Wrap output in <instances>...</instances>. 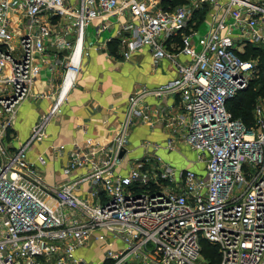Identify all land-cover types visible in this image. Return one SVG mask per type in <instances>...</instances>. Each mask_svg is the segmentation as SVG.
Returning a JSON list of instances; mask_svg holds the SVG:
<instances>
[{
	"label": "built area",
	"instance_id": "built-area-1",
	"mask_svg": "<svg viewBox=\"0 0 264 264\" xmlns=\"http://www.w3.org/2000/svg\"><path fill=\"white\" fill-rule=\"evenodd\" d=\"M163 2L0 0V264H90L79 248L94 242L99 264H210L203 240L218 247V264H264V98L250 127L227 107L264 79L259 58L244 56L248 44L264 45V0ZM205 5L209 26L200 32ZM95 21L97 37L115 27L106 42L117 40L124 59L148 48L176 75L133 90L112 139L74 143L63 168L69 178L50 184L49 153L30 152L62 113ZM46 70L55 90L36 93ZM34 96L52 104L15 146L18 109ZM138 126L160 128L165 143L144 139L134 154ZM180 145L197 152L201 171L157 153Z\"/></svg>",
	"mask_w": 264,
	"mask_h": 264
},
{
	"label": "crops",
	"instance_id": "crops-1",
	"mask_svg": "<svg viewBox=\"0 0 264 264\" xmlns=\"http://www.w3.org/2000/svg\"><path fill=\"white\" fill-rule=\"evenodd\" d=\"M204 19L199 24L197 20L196 29L200 32L206 31L209 26L208 17ZM97 23L95 21L88 27L87 41H91L93 45L89 48V54L84 56L82 70L68 94L62 113L48 123L46 139L36 143L30 152L31 159H35L38 152L49 153L50 161L45 172L50 184H59L69 178L64 175L63 168L67 162V152L74 143L83 146L89 139L94 145H102L112 139L123 119L128 97L133 90L143 85L166 83L176 75L169 59L163 58L155 64L148 48L139 49L130 59H124L117 47H109L111 41L108 44L106 42L108 37L105 33L112 34L115 27L103 31L97 37ZM50 78L47 70L42 72L35 84L36 93L48 91L50 94L55 90ZM52 100L34 96L19 107L12 135L15 146L28 138L40 116L51 106ZM154 136L147 126L136 127L131 135V148L135 149L144 139H155ZM60 144H65L67 149L62 152L51 151L52 146ZM141 153V148L134 151L136 155ZM126 168L124 164L122 171Z\"/></svg>",
	"mask_w": 264,
	"mask_h": 264
},
{
	"label": "trees",
	"instance_id": "trees-1",
	"mask_svg": "<svg viewBox=\"0 0 264 264\" xmlns=\"http://www.w3.org/2000/svg\"><path fill=\"white\" fill-rule=\"evenodd\" d=\"M185 1L186 0H164L167 6L164 4V2L163 4L166 7H174L176 5L183 4ZM206 6L207 5H205L204 7ZM201 10L196 15L198 19V24L199 22H201L200 20L204 16L203 10ZM110 45L111 48L115 49L117 47V40H112L109 43V47ZM249 55H254V57L259 58L264 71V45L248 44L246 46V53L244 54V56L250 57ZM258 96L264 98L263 77L257 79L255 82L251 83L249 87L239 91L233 98L228 100L227 107L232 112L234 118L241 119L247 126L250 127L255 123L254 104L255 101H257ZM202 253L205 256V259L210 262V264L219 263L220 254L217 246L209 243L206 240H203Z\"/></svg>",
	"mask_w": 264,
	"mask_h": 264
},
{
	"label": "rangeland",
	"instance_id": "rangeland-1",
	"mask_svg": "<svg viewBox=\"0 0 264 264\" xmlns=\"http://www.w3.org/2000/svg\"><path fill=\"white\" fill-rule=\"evenodd\" d=\"M164 4L167 6V4L164 2ZM203 14L204 16L201 18V22L202 23L207 17V14L209 12V8L208 6L204 7L203 9ZM201 10V11H202ZM204 32V31H203ZM93 34V33H92ZM106 37H110L111 36V32H106L105 33ZM249 56H253L254 55H249ZM261 97H257V101H255L254 106L256 107L257 103H259ZM153 134L155 135L154 138L155 139H150L151 141H158L162 144L165 143V136L162 132V130L160 128H157V130L155 132H153ZM137 145H135L136 147ZM182 146V150H165V149H160L157 151V153L159 155H161L165 160H167L168 162H170L172 165H174L175 167H177L178 169L181 168H186L189 166H193L195 169L201 171L200 165H194V160H196L197 157V152L192 150L189 146L186 145H180ZM138 151H140L139 149H137ZM139 154V153H137ZM101 246L99 244V242H94L91 245H86L83 246L81 248H79V254L84 256L87 260L88 263L90 264H99L100 263V259L102 258V249ZM204 259L205 256L203 255Z\"/></svg>",
	"mask_w": 264,
	"mask_h": 264
},
{
	"label": "water",
	"instance_id": "water-1",
	"mask_svg": "<svg viewBox=\"0 0 264 264\" xmlns=\"http://www.w3.org/2000/svg\"><path fill=\"white\" fill-rule=\"evenodd\" d=\"M125 153V149H122L121 152H120V156H123Z\"/></svg>",
	"mask_w": 264,
	"mask_h": 264
},
{
	"label": "bare ground",
	"instance_id": "bare-ground-1",
	"mask_svg": "<svg viewBox=\"0 0 264 264\" xmlns=\"http://www.w3.org/2000/svg\"><path fill=\"white\" fill-rule=\"evenodd\" d=\"M67 92H68V91H63V93H62V97H64L66 94H68Z\"/></svg>",
	"mask_w": 264,
	"mask_h": 264
}]
</instances>
